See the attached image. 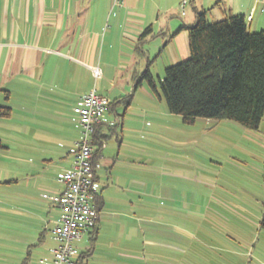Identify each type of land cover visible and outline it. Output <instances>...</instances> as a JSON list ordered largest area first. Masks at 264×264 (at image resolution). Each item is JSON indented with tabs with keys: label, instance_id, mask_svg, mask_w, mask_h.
Instances as JSON below:
<instances>
[{
	"label": "rangeland",
	"instance_id": "rangeland-1",
	"mask_svg": "<svg viewBox=\"0 0 264 264\" xmlns=\"http://www.w3.org/2000/svg\"><path fill=\"white\" fill-rule=\"evenodd\" d=\"M115 5L108 11L118 17L110 22L115 21L114 30L99 44H133L125 5ZM139 6L147 21L156 19L159 7L164 17L165 0H140ZM185 12H192L190 4ZM208 18L220 20L211 13ZM258 20L260 28L254 30ZM248 29L264 30V14ZM144 38L135 43L149 57H137V69H149L156 91L143 79L125 113L124 144L119 148L118 142L106 141L119 159L112 178H106V168L99 170L105 203L98 232L84 234L73 246L79 256L87 254L83 264H264V116L258 130L231 120L197 118L185 124L168 111L159 81L165 68L188 57L187 34L165 48L159 37ZM118 50L119 45L114 52ZM2 99L0 105H5ZM53 104L42 117L25 94H18L7 101L11 117L0 119V264H39L56 245L52 230L58 209L48 213L42 196L59 189L56 175L68 169L66 154L80 130L72 117L54 114ZM73 133V142L63 140Z\"/></svg>",
	"mask_w": 264,
	"mask_h": 264
},
{
	"label": "crops",
	"instance_id": "crops-1",
	"mask_svg": "<svg viewBox=\"0 0 264 264\" xmlns=\"http://www.w3.org/2000/svg\"><path fill=\"white\" fill-rule=\"evenodd\" d=\"M122 1V6L125 5L124 15L133 31L129 40L133 44H99L100 41L106 42L107 35L114 30L115 21L110 23L116 9L114 0H0V100L3 101L4 97L6 102L2 104L7 105V101L15 95L25 94L33 110L47 117L52 102L54 114L72 117L71 122L78 128L76 103L82 95L94 91L98 95L114 98V101L109 99L111 104L98 126L100 134L106 138L103 140L102 153L95 160L100 164V169L106 168L107 179L112 176L119 155H114L115 148L106 141L118 142L119 148L124 144L127 131L125 113L131 104L130 98L142 86L137 78L144 71L141 73L137 69V57H149L143 46L135 43L137 37H145L144 40L148 34L152 38L159 37L158 44L165 48L169 42L187 34L183 28L194 23L196 12L207 11V16L211 13L213 18L218 19H222L225 13L242 14L248 28L253 27L256 16L264 14L259 4L255 2L254 5V0H187L185 9L190 4L192 12L188 15L184 9L182 16L180 12L177 13L178 0H165L164 17H161L159 7L156 19L147 21L139 6L140 0ZM170 3L172 5L169 6ZM110 8L114 10L108 16ZM176 14L185 19L175 17ZM113 19L118 20V17L113 16ZM256 25L254 30L260 28L259 20ZM118 45L119 50L114 52ZM95 69L99 71L98 76L93 73ZM129 89L131 94L127 96ZM98 90L100 93H97ZM75 139L73 133L72 137L63 140L73 142ZM66 156L71 161L66 162L65 167L68 169L64 171L69 170L73 163L69 152ZM58 188L57 191L52 188L42 196L49 203L48 213L52 208L58 209L55 199L63 191L62 184L59 183ZM101 191L100 183V195ZM101 201L103 207L105 202L102 196ZM99 221L100 215L98 224ZM41 238L43 235L39 233L37 240L40 243L43 242ZM38 250L43 253L44 248Z\"/></svg>",
	"mask_w": 264,
	"mask_h": 264
},
{
	"label": "trees",
	"instance_id": "trees-1",
	"mask_svg": "<svg viewBox=\"0 0 264 264\" xmlns=\"http://www.w3.org/2000/svg\"><path fill=\"white\" fill-rule=\"evenodd\" d=\"M183 29L187 31L188 57L165 68L159 81L168 111L180 115L185 124H193L197 118L231 120L258 130L264 116V30L250 32L242 14L225 13L211 22L207 11L196 12L194 23ZM142 79L156 91L149 70L138 76V83ZM11 113V107L0 105V119L10 118ZM105 138L97 127L92 139L94 160L101 155ZM96 207L98 212L102 208L100 193ZM97 224L98 218L91 236L97 234ZM260 226L264 229V213ZM85 255L80 254V264Z\"/></svg>",
	"mask_w": 264,
	"mask_h": 264
},
{
	"label": "built area",
	"instance_id": "built-area-1",
	"mask_svg": "<svg viewBox=\"0 0 264 264\" xmlns=\"http://www.w3.org/2000/svg\"><path fill=\"white\" fill-rule=\"evenodd\" d=\"M264 13V0H255ZM119 6L122 0H115ZM187 0L180 3L181 15ZM251 20V16L248 17ZM95 76L98 69L93 70ZM111 102L107 97L91 91L82 95L76 103L77 125L80 138L70 148L69 154L73 158L69 170L57 174V181L62 184L63 191L55 199L59 210V217L52 230L55 247L49 251V257L41 258L39 264H80L73 242L82 238L84 234L92 232L96 225L99 212L96 199L100 193L98 171L100 164L94 160L92 139L97 127L101 124L105 112Z\"/></svg>",
	"mask_w": 264,
	"mask_h": 264
}]
</instances>
